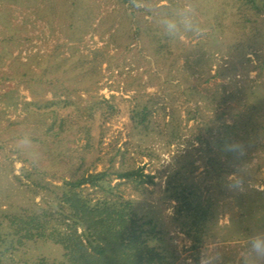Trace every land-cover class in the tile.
<instances>
[{
	"label": "rangeland",
	"instance_id": "rangeland-1",
	"mask_svg": "<svg viewBox=\"0 0 264 264\" xmlns=\"http://www.w3.org/2000/svg\"><path fill=\"white\" fill-rule=\"evenodd\" d=\"M186 4L202 33L171 40L172 54L155 57L147 34L138 38L133 31L151 28L163 35L159 21ZM238 5L236 0H154L148 13L133 9L130 0H0V214L45 198L34 191L26 169L60 184L76 172L142 166L153 182L139 192L127 191L138 210L171 237L179 252L174 264H184L192 261L190 241L173 219L175 201L164 187L168 174L189 161L190 178L214 208L206 240L219 242L223 264H239L248 200H264V193L249 190H264V7ZM96 49L105 60L92 84L51 68L71 52L91 57ZM101 98L107 99L102 111L113 105L111 114L97 111L51 136L46 99L85 105ZM138 100L151 102L155 124L174 114L178 136L137 133L129 114ZM71 109H58L60 117ZM24 133L33 138L38 164L16 143ZM225 141L243 143L246 154L238 160L225 154ZM209 156L218 163L211 165ZM238 168L245 170L244 190L232 191L228 177ZM43 250L50 257L61 252L58 245L35 251Z\"/></svg>",
	"mask_w": 264,
	"mask_h": 264
},
{
	"label": "trees",
	"instance_id": "trees-1",
	"mask_svg": "<svg viewBox=\"0 0 264 264\" xmlns=\"http://www.w3.org/2000/svg\"><path fill=\"white\" fill-rule=\"evenodd\" d=\"M236 2L239 3L238 9L259 10L264 7V0ZM244 21L246 23L248 17ZM244 25L243 30H246L248 26ZM251 29L252 25L247 36L252 38ZM135 30L138 38L143 32L147 34V43L153 48L155 57L167 58L172 54L171 40L165 34L160 35L151 28L140 30L137 27ZM92 53L90 57L71 52L66 59L57 58L51 68L53 72H67L71 78L78 75L80 81L92 84L99 77L98 66L105 60L99 54L100 49ZM69 58H72L71 62H67ZM103 102L107 99L91 100L85 105L70 99H46L43 106L51 108L49 112L53 118L49 126L51 136L56 138L72 128V122L90 120L97 111L111 114L113 105H107L109 109L102 111L105 109ZM69 106L71 111L60 117L58 109ZM152 112L148 100H138L131 108L129 118L137 133L145 137L158 134L176 138L178 127L174 114L169 120L155 124ZM71 113L74 119L69 122L67 118ZM55 126L57 129L54 130ZM83 126L88 137L89 128L86 124ZM208 162L211 165L218 163L213 156L208 157ZM188 163L181 162L168 174L164 192L167 198L175 201L173 219L190 241L191 264H198L214 208L190 178ZM24 171L34 191L42 192L45 198L42 202L22 205L17 211L0 214V264H174L179 258L168 233L155 218L138 210L137 201L127 191L131 187L134 192H139L142 186L153 182V174L145 172L142 166L76 172L60 184L38 178L28 169ZM87 187L93 191L84 192ZM249 190L264 193L261 189ZM248 201V221L243 229L245 237L253 230H264V200L261 198L259 203ZM258 223L262 225L257 227ZM49 245H58L60 256L50 257L44 250L35 251ZM239 264H242V258Z\"/></svg>",
	"mask_w": 264,
	"mask_h": 264
},
{
	"label": "clouds",
	"instance_id": "clouds-1",
	"mask_svg": "<svg viewBox=\"0 0 264 264\" xmlns=\"http://www.w3.org/2000/svg\"><path fill=\"white\" fill-rule=\"evenodd\" d=\"M133 9L139 12L151 13L154 0H130ZM159 26L164 34L172 41L181 39L185 34L199 36L203 29L195 19L194 9L186 4L179 7L174 15L165 16L159 21ZM28 149L26 158L32 164L39 163V153L35 150L33 138L29 133H24L16 142ZM223 152L230 154L234 159H240L246 154V147L239 141H225ZM243 169H237L228 177V188L232 191L244 190ZM187 264H191L189 260ZM198 264H223V255L219 251V242L206 240L199 252ZM242 264H264V230H253L246 237V247L242 253Z\"/></svg>",
	"mask_w": 264,
	"mask_h": 264
}]
</instances>
